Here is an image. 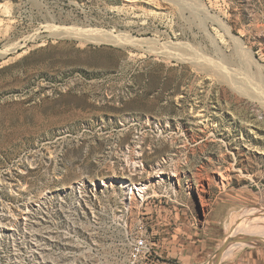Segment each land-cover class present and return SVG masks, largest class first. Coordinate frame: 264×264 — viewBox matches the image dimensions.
<instances>
[{
	"label": "rangeland",
	"instance_id": "374dc122",
	"mask_svg": "<svg viewBox=\"0 0 264 264\" xmlns=\"http://www.w3.org/2000/svg\"><path fill=\"white\" fill-rule=\"evenodd\" d=\"M0 2L14 13L10 39L40 35L0 60V264H123L141 222L182 234L194 264H209L238 230H255L264 216H244L264 212V0ZM211 15L258 65L229 37L214 51ZM50 25L152 39V49L83 44ZM158 163L179 183L152 178L126 212L123 183ZM252 241L227 244L241 247L218 264H264V239Z\"/></svg>",
	"mask_w": 264,
	"mask_h": 264
},
{
	"label": "bare ground",
	"instance_id": "6f19581e",
	"mask_svg": "<svg viewBox=\"0 0 264 264\" xmlns=\"http://www.w3.org/2000/svg\"><path fill=\"white\" fill-rule=\"evenodd\" d=\"M199 4H201V3H199ZM203 8H205V7H203ZM211 16H212L213 23H217L218 26H219L218 28H221L220 31H217L214 28L215 31H216L215 32L216 33L215 35H217V36H215V35L212 34V48L214 49V51L221 52L222 49L224 48V45L228 41V39H226V37H229L230 38V41H232V43L235 45V47L238 49V51L244 53V55L246 56L247 60H249V63L250 62L251 63H254L255 60L253 59L252 52L247 48V46L245 45V43L243 42V40L240 37H236L233 34L231 27H229L227 25V23L225 24L224 23L225 21L223 22L222 21V18H220L219 16H216V15H214V16L211 15ZM5 18H9V19L7 21H5ZM13 20H14V13L12 11V8H11L10 4H8V3L2 4L0 2V43H1V41H7L5 43V45H4V47L3 48H0V60L7 58L11 54L20 53L19 50H21L22 48H24V46H26L29 41L35 42L37 39L40 38V35L37 34L35 36L31 35V36L25 37L24 40H23L24 43L20 39H17L15 41H13L12 39H10L12 37V35H13L11 33V31H13V29L15 27L13 25L15 23ZM77 29H79V28H77ZM47 30L50 31V35H54L55 37H57V36H59V37L60 36H63V37L64 36L71 37V38H75L76 40H79L83 44L90 43V42L91 43H96V44H100V43L101 44H103V43H110V44H113V45H123L124 47H129L130 46V47L138 48V49H141V50L142 49H146V51H149V50L152 49L151 46H149V44L152 45L150 43V41L152 39H145V38L139 39L137 37L135 38V37H132L130 35H124V33H122V34L121 33L120 34L118 33L116 35L115 33L113 34V33L109 32V31L108 32H103V30H102V32L100 30V32H97V33L96 32H85V31H81V30H76L75 31V30H73L71 28L56 27L55 25L48 26L47 27ZM221 31H223L224 34H222ZM155 42H157V41L155 40ZM152 47H155V45L152 46ZM162 48H163V46H162ZM175 48H176V45H175ZM164 49H165L164 51L157 49V50H155V52L162 53L163 55L164 54H167L168 55L169 53L166 52V50H168L167 46H164ZM153 51H152V53H153ZM170 55H171V53H170ZM223 56H224V54H223ZM216 58H217V56H216ZM222 70H224V68ZM230 76L231 75L226 76V79H227L228 84L232 85V87H233L234 90H236L237 92L243 94V92L245 90H243L242 86L238 82H235L234 79L232 77H230ZM244 94H246V93H244ZM195 118L198 121H200V120H203L204 115L201 112H196V117ZM261 153H262V155H264V152H261ZM138 157H136V155H135V156H133L131 158L132 161L131 162L128 161V162H129L130 165H132V166H134L136 168V171H137V169H140V171H144L145 170V167L143 165L138 164V162H136V161L139 160ZM152 169L154 170L153 171V174H151L150 177L147 178L144 181H140V182H137V183H134V182L133 183H123V186H122V188H123V195H122L123 199L122 200L124 202H126L127 205L128 204L131 205L130 206V209L132 208L133 203H135V200H137L139 196L144 197V200H145V197H146V195L148 193L147 191H149L151 189L150 183L152 181V178L158 179L156 185H159V186H161L162 182H164V180H165L164 177H163L164 175H167L168 180L171 181V183H174L176 181L179 183L178 175H177L178 174L177 170H174L173 173H171L172 171L171 172H166V170H167L166 167H164L160 163H158L157 165L153 166ZM220 178H221V180L224 181V176H223L222 173H220ZM256 215H257V218H256ZM263 216H264V212H262V210H258V211H256V213L253 216H250L249 217L248 214H246L244 216V220H253L255 218L254 220L256 221V220L259 219V217H263ZM261 220H263V221H261ZM261 220H258L257 221V222H260V223H259L258 226L255 227V230L243 231L244 233H239L242 230H238V233H237L238 235H236V236H238L239 238H237L236 240L250 239L251 242H254L252 240H255V239H264V219H261ZM255 221H251L252 222L251 224L256 223ZM245 223H250V222H245ZM233 240H235V239L233 238ZM234 243L235 244H238V243L242 244L244 242H234ZM240 244H238V245H240ZM240 247L241 246H232L230 249L224 251L222 253L221 257H220V262L223 259L228 258L235 250H237ZM209 264H216V263L213 262V261H211Z\"/></svg>",
	"mask_w": 264,
	"mask_h": 264
},
{
	"label": "built area",
	"instance_id": "2783aa9c",
	"mask_svg": "<svg viewBox=\"0 0 264 264\" xmlns=\"http://www.w3.org/2000/svg\"><path fill=\"white\" fill-rule=\"evenodd\" d=\"M146 200H144V197L139 196L135 201L139 202L141 206ZM130 206V204L127 205L123 201V207L128 213H131ZM127 240L129 242V252L123 264H165L167 262L165 257L157 251L156 240L148 231L144 222L139 224L137 230L128 234Z\"/></svg>",
	"mask_w": 264,
	"mask_h": 264
},
{
	"label": "crops",
	"instance_id": "0c3cea01",
	"mask_svg": "<svg viewBox=\"0 0 264 264\" xmlns=\"http://www.w3.org/2000/svg\"><path fill=\"white\" fill-rule=\"evenodd\" d=\"M152 235L156 240L157 251L163 256L168 255L167 258L164 256L167 261L165 264H194V248L189 243H183L182 234L162 233L158 236L152 232Z\"/></svg>",
	"mask_w": 264,
	"mask_h": 264
},
{
	"label": "water",
	"instance_id": "95a60500",
	"mask_svg": "<svg viewBox=\"0 0 264 264\" xmlns=\"http://www.w3.org/2000/svg\"><path fill=\"white\" fill-rule=\"evenodd\" d=\"M230 242H244V243H250L251 240L250 239H244V240H226L222 250H221V253L218 255V257L216 258L215 262L216 264L220 262V257L222 255V252L226 249V246L227 244H229Z\"/></svg>",
	"mask_w": 264,
	"mask_h": 264
}]
</instances>
